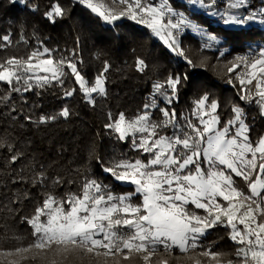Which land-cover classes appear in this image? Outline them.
I'll return each instance as SVG.
<instances>
[{
    "label": "snow or ice",
    "instance_id": "6c2138e0",
    "mask_svg": "<svg viewBox=\"0 0 264 264\" xmlns=\"http://www.w3.org/2000/svg\"><path fill=\"white\" fill-rule=\"evenodd\" d=\"M78 2L108 23L121 17L139 18L138 22L145 23L189 68L197 65L186 55L178 39L186 29L206 37L204 49L221 43V37L208 33L196 20L174 9L169 0H161L159 5L147 0H111L104 11L93 0ZM188 2L205 9L209 15H220L225 25H245L252 21L264 24V7L248 15L231 12L246 9L249 0H228V9L223 14L216 8L217 0ZM64 15L65 10L59 4L45 13L52 23ZM0 39L5 42L0 48L11 43L10 35ZM223 41L227 43L228 37H223ZM52 52L43 47L26 58L10 56L0 60V82L8 85L11 92L22 93L53 83L63 86L64 78L70 74L87 103L95 104L93 94L107 95L105 73L110 67L107 62L90 84L77 67L78 61L63 57L56 60ZM235 59L239 62L232 63L227 72L243 67L247 85L255 81L254 95L251 89L243 87L240 99L254 101L264 115V47H259L258 53ZM136 67L143 71L144 60L138 58ZM236 78L245 85L241 73H236ZM187 80V72L172 73L163 83L154 84L152 102L145 104L144 111L133 120L120 113L112 121L109 113L111 122L105 128L115 132L120 141L131 139L132 147L149 157L146 162L114 161L103 168L116 181L134 185V193L117 196L95 179L86 178L79 195L70 193L57 198L47 194L27 221L32 226L33 242L25 247L0 250V264L36 260L45 264H130L132 260L170 264L166 257L174 249L181 253L194 252L200 238L218 225L230 228V239L238 246L235 259L225 262L223 253L206 249L199 256L208 258V264H264V136L255 143L250 140L244 110L238 105L232 107V117L221 127L219 104L209 100L207 93L195 101L191 117H184L183 124L175 109L167 106L159 109L163 119L154 121L150 109L157 107L155 95L164 97L170 106L179 98ZM75 92V88L65 90L64 95L70 97ZM58 115L68 118L70 110L64 107ZM56 118L42 116L39 123ZM168 128L173 129L171 135L165 131ZM17 159L16 155L12 156L13 162ZM236 178L246 187H239ZM45 179L40 172L34 183L42 184ZM137 194L141 202L133 204L132 196ZM190 205L203 210L204 215L190 211ZM189 259L202 264L198 257L189 256Z\"/></svg>",
    "mask_w": 264,
    "mask_h": 264
},
{
    "label": "trees",
    "instance_id": "16d2710c",
    "mask_svg": "<svg viewBox=\"0 0 264 264\" xmlns=\"http://www.w3.org/2000/svg\"><path fill=\"white\" fill-rule=\"evenodd\" d=\"M220 1L217 0L219 7L228 6V0L222 6ZM169 2L208 33L222 38L220 44L210 49L202 48L203 41L190 32L178 38L186 55L196 63L194 69L171 52L149 27L130 19L105 24L77 0H0V38L10 35L11 40L10 45L0 48V60L10 56L26 58L32 51L46 47L53 50L56 60L63 57L78 61L77 67L90 84L103 70L105 62L110 66L105 73L107 95L94 94V105L85 101L70 74L64 78L63 86L53 83L22 93L11 92L8 85L0 82V250L25 247L33 242L32 226L27 221L47 194L57 198L70 193L79 195L86 178L95 179L117 196L134 193L131 185L116 181L103 168L119 160H144L147 155L135 150L131 139L120 141L105 125L111 122L109 113L112 121L120 113L127 120L135 119L144 111V105L152 102L153 85L166 81L169 74L187 72L188 80L180 89L179 98L170 106L164 97L155 95L157 107L150 109L154 121L163 119L159 109L167 106L175 109L183 124L184 117H191L195 101L207 93L209 100L219 104L221 127L232 117V107L238 105L244 110L250 140L255 143L264 136V115L259 106L254 101L240 99L243 86L236 78L238 70L227 72L232 63L239 62L236 57L258 53L259 47H264V26L228 28L215 16L192 8L188 0ZM56 4L65 10V15L52 23L45 13ZM262 7V0H250L242 12L248 15ZM225 36L227 43L223 41ZM4 43L0 39V44ZM138 58L146 64L143 71L137 70ZM73 88L76 92L66 97L65 90ZM6 96L9 98L3 99ZM64 107L70 110L68 118L58 115ZM42 116L57 118L39 123ZM165 131L171 135L173 129ZM14 155L18 159L13 162ZM40 172L46 177L44 183H34ZM57 179L61 181L59 184L55 183ZM236 179L239 187H246ZM131 200L135 204L141 202L139 195H133ZM189 210L204 215L203 210L194 206L190 205ZM230 231L218 225L200 239L194 252L181 253L174 249L166 258L170 264H195L194 259H189L191 256L208 264V258L200 257L199 253L210 249L223 253L225 262L234 260L238 246L230 239ZM130 264L143 262L132 260Z\"/></svg>",
    "mask_w": 264,
    "mask_h": 264
},
{
    "label": "rangeland",
    "instance_id": "374dc122",
    "mask_svg": "<svg viewBox=\"0 0 264 264\" xmlns=\"http://www.w3.org/2000/svg\"><path fill=\"white\" fill-rule=\"evenodd\" d=\"M78 1V0H77ZM263 2H264V0H262ZM147 2H149V3H152V4H154V5H159L160 4V2H161V0H147ZM249 2H250V0H249ZM93 3L95 4V5H97L98 7H100V10L101 11H104L106 8H108L109 7V5H110V1L109 2H106V1H98V0H93ZM225 2H224V0H221L220 1V4H221V6H222V4H224ZM169 4H170V2H169ZM190 4V3H189ZM171 5V4H170ZM219 4L217 3V5H216V8L219 10V12L221 13V14H223L227 9H228V6L227 7H223V8H221V7H219L218 6ZM190 6L192 7V8H194V9H200V10H202L203 12H206V10L205 9H203V8H199L198 6H193V5H191L190 4ZM90 9V8H89ZM242 9L243 8H241V9H239V10H235V9H233V10H231V12L233 13V14H236V15H243V12H242ZM91 10V9H90ZM117 11H119V8H117L116 9ZM207 13V12H206ZM95 14H97L98 16H100L98 13H95ZM101 17V16H100ZM216 18H218L219 19V21H220V23L221 24H223L225 27H228V28H247V27H249L250 25H260V26H264V24H262V23H260L259 21H252V22H249V23H247V24H245V25H235V24H229V25H225L224 23H223V19L221 18V16L220 15H216L215 16ZM102 18V17H101ZM103 19V18H102ZM125 19H128L127 17H121L119 20H117V21H115V22H113V23H108V22H106L104 19H103V21H104V23L105 24H110V25H113V24H115L116 22H118V21H122V20H125ZM131 20V19H130ZM138 20H139V18L137 19V20H133V21H135L136 23H138L139 25H141V26H146V27H148L145 23H139L138 22ZM186 32H190V33H192V34H194L195 36H197V37H199L202 41H203V44L204 43H206L207 42V40H206V37H202V36H200L199 34H197V33H194V32H192L190 29H186L182 34H180L179 35V37L180 36H182L184 33H186ZM155 35V34H154ZM156 36V35H155ZM160 41H162V42H164L159 36H156ZM178 37V38H179ZM215 45L217 46L218 44H214L213 45V47H215ZM235 70H238V73H241L242 74V78H245V85H243V87H247V88H249V89H254V93H255V88H254V84H255V81H253V85H247V81H246V77L244 76V74H245V72H246V70L245 69H243V67H241V68H237V69H235ZM239 80V79H238ZM240 82V81H239ZM94 95V94H93ZM147 155V154H146ZM149 157H148V155H147V157L143 160V161H147V159H148ZM122 184H125V185H131L132 187H133V189H134V191H135V186L134 185H132L130 182H121ZM138 195V194H137ZM131 202H132V200H131ZM133 203V202H132ZM133 204H135V203H133ZM239 227H243V226H239ZM212 229H209L205 234H204V236L208 233V232H210ZM204 236H202V237H204ZM201 237V238H202ZM200 238V239H201ZM199 242H200V240L198 241V247H199ZM197 247V248H198ZM41 262V264H45V262H43V261H40Z\"/></svg>",
    "mask_w": 264,
    "mask_h": 264
}]
</instances>
